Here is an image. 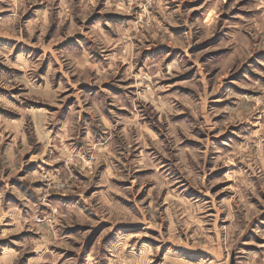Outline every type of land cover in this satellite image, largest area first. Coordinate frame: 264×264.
<instances>
[{"label": "rangeland", "instance_id": "obj_1", "mask_svg": "<svg viewBox=\"0 0 264 264\" xmlns=\"http://www.w3.org/2000/svg\"><path fill=\"white\" fill-rule=\"evenodd\" d=\"M0 264H264V0H0Z\"/></svg>", "mask_w": 264, "mask_h": 264}]
</instances>
